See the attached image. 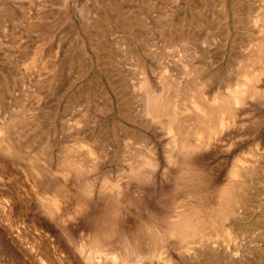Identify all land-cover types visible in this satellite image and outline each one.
Here are the masks:
<instances>
[{
	"label": "rangeland",
	"instance_id": "374dc122",
	"mask_svg": "<svg viewBox=\"0 0 264 264\" xmlns=\"http://www.w3.org/2000/svg\"><path fill=\"white\" fill-rule=\"evenodd\" d=\"M263 15L264 0H0V264H264V74L197 147L174 148L168 114L249 86ZM232 169L230 237L190 234Z\"/></svg>",
	"mask_w": 264,
	"mask_h": 264
},
{
	"label": "bare ground",
	"instance_id": "6f19581e",
	"mask_svg": "<svg viewBox=\"0 0 264 264\" xmlns=\"http://www.w3.org/2000/svg\"><path fill=\"white\" fill-rule=\"evenodd\" d=\"M142 1V0H141ZM145 1V0H144ZM222 1V0H221ZM111 2V1H110ZM118 2V4L121 2V1H117ZM116 2V3H117ZM139 2V1H138ZM205 2H207V1H205ZM210 2V1H209ZM213 2V1H212ZM224 2V1H223ZM111 3H113V2H111ZM121 3H123V2H121ZM203 3V5H204V2H202ZM222 3V2H221ZM224 4V3H223ZM223 4H221V5H223ZM24 7V6H23ZM13 10V9H12ZM264 16V15H263ZM102 17V16H101ZM109 18V17H108ZM99 19V18H98ZM111 19H113V17L111 18ZM110 19V20H111ZM115 19V18H114ZM98 21V20H97ZM102 21H105V20H102ZM111 21H114V20H111ZM117 20H115L114 22L117 24V22H116ZM110 22V21H109ZM101 23H103V22H101ZM178 23V22H177ZM104 24H105V22H104ZM104 24H102L103 25V27H101V28H103L104 29ZM110 24V23H109ZM109 24H108V27L106 28V29H108V28H110L111 27V25H110V27H109ZM119 24V23H118ZM122 24V23H121ZM176 24V23H175ZM112 25H113V23H112ZM173 25V24H172ZM116 26V25H115ZM178 26V25H177ZM177 26H175L176 28H177ZM97 27H99V26H97ZM113 27V26H112ZM106 29H104V30H106ZM103 30V31H104ZM181 30V29H180ZM261 30H264V17L262 18V28H261ZM109 30H106V32H108ZM178 31V30H177ZM176 32V31H175ZM180 33H181V31H180ZM188 34V33H187ZM190 34V33H189ZM103 35V34H102ZM166 35V34H165ZM171 35V34H170ZM174 35H176V34H174ZM181 35H183V34H181ZM184 35H186V33L184 34ZM168 36V35H167ZM178 36V35H177ZM189 36V35H188ZM173 37V36H172ZM176 37V36H175ZM184 37V36H183ZM168 38V37H167ZM166 38V39H167ZM177 38V37H176ZM183 39H185V37L183 38ZM180 39H178V41H179ZM180 41H182V40H180ZM34 55V54H33ZM138 55V54H137ZM33 57V56H32ZM37 57V56H36ZM36 57H33V59H32V64H34V63H36ZM249 57H250V59H251V62H252V64L254 65V69L253 70H251L252 71V75H248V83H249V86H247V88H242V89H240V90H238V92H236L235 94H233L232 96H231V93H229V94H227V95H229V96H231V97H223L222 95V97L223 98H221L220 99V101L219 102H217L219 99H217L218 98V95H216V93L213 95V96H211V98H208V97H205V96H203L202 95V98H193V97H191V96H189V103H187L188 104V106L187 105H185V107H183L185 110L184 111H188V112H190V111H193L194 113H193V115L192 116H190V117H184V116H182L183 114H184V112H183V108L182 109H180V108H172V110L170 111H168V114H170V115H172V119L174 120V121H172V123L170 124V125H172V127H171V129H176L177 130V132H178V134H179V136L176 138V139H173V141H171V142H173V144H174V148L175 149H177V148H179V149H181V150H188V149H191V148H194V147H197L199 144H201L202 143V134H203V132L205 131V130H208V133H211L212 131L214 132V131H219V130H221V129H223L224 127H225V125H227V122L228 121H230L229 119H232V118H234L233 117V112H232V109H231V105H234L233 107H235V105L236 104H238V103H243V100H244V98H245V96L248 94V91L249 90H252L253 91V88H254V83H252L251 81L252 80H257V82H258V79H260V76L262 75V74H264V37H262V38H260V40H259V42H258V44H257V46L255 47V50H254V52H251L250 54H249ZM38 59V58H37ZM85 59V58H84ZM38 61H39V59H38ZM48 63V62H47ZM30 65V64H29ZM35 65V64H34ZM203 69L204 68H202V71H203ZM204 71L206 72V74H207V79H210L213 75H212V73L208 70V68L206 67L205 69H204ZM215 72V71H214ZM217 73V72H216ZM221 73H219V75H220ZM217 74H215V76H216ZM198 76V75H197ZM249 76H251L250 78H249ZM261 78H262V76H261ZM147 79V78H146ZM146 79H145V81H146ZM206 79V80H207ZM246 79V78H245ZM263 79V78H262ZM144 80V79H143ZM144 81V82H145ZM250 81V82H249ZM245 82H246V80H245ZM246 82V83H247ZM145 84V83H144ZM194 84V83H193ZM239 85L238 86H240V84H243V83H238ZM246 85V84H245ZM244 85V86H245ZM248 85V84H247ZM146 86V85H145ZM238 86H236V91H237V87ZM243 86V87H244ZM239 88H241V87H239ZM256 88V87H255ZM252 91H249V93L250 92H252ZM229 92V91H228ZM230 92H232V93H234V91H230ZM255 93V92H254ZM258 93V92H257ZM256 93V94H257ZM201 94V93H200ZM226 95V96H227ZM252 95V94H251ZM217 99V100H216ZM247 99H249V98H247ZM152 101V100H151ZM154 101H155V103H158L157 101H156V99H154ZM246 104V103H245ZM247 105H249L248 103H247ZM246 105V106H247ZM156 106V105H155ZM154 106V107H155ZM184 106V105H183ZM231 106V107H230ZM245 106V105H244ZM156 108V107H155ZM158 109H159V107H158ZM236 109V108H235ZM190 110V111H189ZM233 110H234V108H233ZM153 111V110H152ZM159 111V110H158ZM237 111V110H236ZM181 114V117L180 118H178L177 116V114ZM183 113V114H182ZM237 113V112H236ZM169 115V116H170ZM237 114H235V116H236ZM232 117V118H231ZM0 123H1V121H0ZM233 123H234V121H233ZM2 124V123H1ZM2 126V125H1ZM227 127V126H226ZM226 129V128H225ZM2 130V129H1ZM222 131V130H221ZM207 133V134H208ZM218 133V132H217ZM220 134V133H219ZM225 134H226V132H225ZM213 135H214V133H213ZM7 136H8V134H7ZM209 136H211V135H209ZM208 136V137H209ZM216 136H217V134H216ZM9 137V136H8ZM3 138H4V136H3ZM212 138H213V136H212ZM5 139V138H4ZM7 139V138H6ZM9 139V138H8ZM208 139H210V138H208ZM1 140V139H0ZM3 140V139H2ZM202 140V141H201ZM11 141V140H10ZM205 141V140H204ZM6 142H8V141H6ZM211 142V141H210ZM4 143V142H3ZM12 143V142H11ZM206 143V142H205ZM259 143V142H258ZM258 143L256 142L255 144H257L258 145ZM10 144V143H9ZM5 145V147L4 148H6V150H7V148H11L10 149V151L12 150L13 152H12V154H14V149L10 146V145ZM171 145V144H170ZM206 145V144H205ZM257 145H256V147H257ZM16 147H17V145H15ZM202 146H203V144H202ZM2 147H3V145H2ZM258 148V147H257ZM2 149V148H1ZM5 150V151H6ZM16 150V149H15ZM167 150V149H166ZM170 150V149H169ZM256 150V149H255ZM91 151H92V149H91ZM176 151V150H175ZM18 152V151H17ZM93 152V151H92ZM177 152H178V150H177ZM10 153V152H9ZM88 154H90V153H88ZM167 154V153H166ZM166 154H165V156H166ZM175 154V153H174ZM177 154V153H176ZM168 155L169 154H167V157H168ZM67 156V155H66ZM172 156V155H171ZM72 157V156H71ZM176 157H177V155H176ZM146 158V157H145ZM144 158V159H145ZM171 158V157H170ZM74 160V159H73ZM143 160V159H142ZM141 160V161H142ZM168 160H170V159H168ZM63 161V160H62ZM144 161V160H143ZM146 162H147V160H145ZM73 162V161H72ZM174 162V161H173ZM173 162H171V163H173ZM62 163V162H61ZM137 163V162H136ZM139 163V162H138ZM148 163V162H147ZM157 163V162H156ZM63 164V163H62ZM141 164V163H140ZM137 165V164H136ZM156 165V164H155ZM67 166V165H66ZM138 166V165H137ZM157 166V165H156ZM77 167V166H76ZM134 167V166H133ZM241 167V166H240ZM65 168V167H64ZM69 168V167H68ZM67 168V169H68ZM73 168V167H72ZM242 168V167H241ZM71 169V168H70ZM76 169V168H75ZM135 169V168H134ZM235 169V168H234ZM234 169H232V171L234 170ZM237 171H238V169H237ZM240 171V170H239ZM234 173H233V179H232V177L230 178V180H229V182L223 187V189H222V191H221V193L219 194V197H218V201H217V203H216V205L210 210V211H206V212H202V213H200L199 212V210L197 211L196 210V208H195V211L193 212V214H191V215H189V219L191 220L190 221V223H187V224H189V227H188V225H187V227H188V229H189V232H190V234H195V233H199V232H202V231H205V232H207V231H210V232H213V233H215L216 235H223V236H225V237H230V229L232 228V224L230 223V222H228L229 220H228V218L230 217V215H231V213L233 212L234 213V207L236 206V207H238L237 205L239 204H237V202L241 199V190L243 189V187L245 186V184L244 183H242L241 181H236V179H237V177H236V179H235V175H238V173L236 172V171H233ZM240 172H242V171H240ZM239 172V173H240ZM246 172H248V171H246ZM246 172H244V173H242V174H245ZM232 173V172H231ZM250 173V172H249ZM254 174V173H253ZM240 175V174H239ZM247 175V174H246ZM231 176V175H230ZM244 176V175H243ZM243 176L241 177V178H243ZM241 178H239L238 177V180L240 179V180H243V179H241ZM246 178V177H245ZM89 184V183H88ZM112 184V183H111ZM114 185V184H113ZM112 185V186H113ZM87 186V185H86ZM106 186H108L109 187V183H107V185ZM105 186V184H104V188L106 187ZM102 187H103V185H102ZM108 187H106V188H108ZM248 187H246V189H247ZM91 189V188H90ZM111 189H112V187H111ZM61 190V189H60ZM85 190V189H84ZM87 190V189H86ZM92 190V189H91ZM91 190H89V192H91ZM94 190V189H93ZM102 190V189H101ZM100 190V191H101ZM103 191V190H102ZM248 192H250V191H248ZM244 193V192H243ZM61 195V194H60ZM65 195V194H64ZM63 195V196H64ZM215 195H217V194H215ZM54 196V195H53ZM177 196V195H176ZM179 196V195H178ZM184 196V195H183ZM214 195H212V197H213ZM51 197V196H50ZM57 197H58V195H57ZM243 197V196H242ZM53 198V197H52ZM183 198H185V197H183ZM248 198V197H247ZM49 199V198H48ZM51 199V198H50ZM179 199V198H178ZM212 199V198H211ZM246 199V198H245ZM190 200V199H189ZM250 200H252V199H250ZM188 201V200H187ZM242 202H243V200H241ZM48 202V201H47ZM52 202V201H51ZM192 202V201H191ZM194 203V202H193ZM237 204V205H236ZM241 204V203H240ZM48 205H49V203H48ZM242 205H246V204H242ZM252 205V204H251ZM47 206V205H46ZM60 206V205H59ZM48 208V207H47ZM206 208V207H205ZM55 209V208H54ZM201 209V208H200ZM203 209V208H202ZM204 210V209H203ZM44 211H46V210H44ZM182 211V210H181ZM185 211V210H184ZM191 213V212H190ZM190 213H188V214H190ZM55 214V213H54ZM174 214V213H173ZM184 214V213H183ZM187 214V213H186ZM172 215V214H171ZM180 215V214H179ZM109 216V215H108ZM175 216H176V214H175ZM183 216V215H182ZM187 215H185L184 214V217H186ZM264 216V215H263ZM181 217V216H180ZM109 219V218H108ZM181 220H183L182 218H180ZM177 220H179V219H177ZM261 220V219H260ZM105 221H107V220H105ZM231 221V220H230ZM184 222V221H183ZM233 222V221H232ZM264 222V221H263ZM163 223H165V222H163ZM176 223V222H175ZM174 223V225H176ZM169 225H170V223H169ZM178 225V224H177ZM163 226H165V225H163ZM162 226V227H163ZM168 228H169V226H167ZM146 229V228H145ZM153 229V228H152ZM235 229H236V227H235ZM160 230V229H159ZM168 230V229H167ZM171 230H172V228H171ZM178 230V229H177ZM177 230L175 231V233L177 232ZM233 230V229H232ZM146 231V230H145ZM147 231H148V229H147ZM161 231V230H160ZM174 231V230H173ZM172 231V232H173ZM188 231V230H187ZM236 231V230H235ZM157 232V231H156ZM159 232V231H158ZM162 232H164V230H162ZM179 232V231H178ZM184 232V231H183ZM185 232H186V230H185ZM144 233V232H143ZM164 233H166V232H164ZM174 233V234H175ZM180 233V232H179ZM188 233V232H187ZM147 234V233H146ZM155 234V233H154ZM163 234V233H162ZM169 234V233H168ZM170 234H171V232H170ZM181 234V233H180ZM201 234V233H200ZM206 234V233H205ZM153 235V234H152ZM196 235V234H195ZM154 236V235H153ZM168 236V235H167ZM170 236V235H169ZM182 236H183V234H182ZM190 236V235H189ZM146 237V236H145ZM151 238H152V236H150ZM148 238V239H151V238ZM164 237V236H163ZM181 237V236H180ZM188 237V236H187ZM144 238V237H143ZM147 238V237H146ZM146 238H145V240H146ZM154 238V237H153ZM156 238V237H155ZM147 239V240H148ZM161 239V238H160ZM182 239V238H181ZM185 239V238H184ZM187 239H189V238H187ZM157 240L158 241H160L159 240V238H157L156 239V241L155 242H157ZM126 241V240H125ZM184 241V240H183ZM187 241V240H186ZM209 241V240H208ZM210 241H212V240H210ZM214 241V240H213ZM152 242V241H151ZM153 242H154V240H153ZM152 242V243H153ZM155 242H154V244H153V247H155L156 248V246H154L155 245ZM185 242V241H184ZM216 242V241H215ZM210 244H212V242H209ZM208 243V244H209ZM157 245V244H156ZM97 246V245H96ZM134 246V245H133ZM211 246V245H210ZM209 246V247H210ZM128 247V246H127ZM212 247V246H211ZM131 248V247H130ZM134 248V247H133ZM132 248V249H133ZM128 249V248H127ZM135 249V248H134ZM213 249L211 248V251H212ZM136 251V250H135ZM127 252V251H126ZM130 253L131 252H133V251H129ZM141 252V251H140ZM122 256H123V254H122ZM89 260V259H88ZM90 261V260H89Z\"/></svg>",
	"mask_w": 264,
	"mask_h": 264
}]
</instances>
